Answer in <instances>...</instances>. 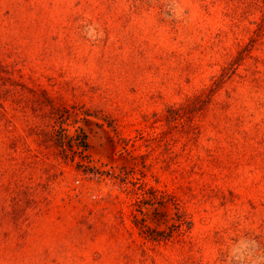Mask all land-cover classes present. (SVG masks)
<instances>
[{
  "label": "rangeland",
  "instance_id": "1",
  "mask_svg": "<svg viewBox=\"0 0 264 264\" xmlns=\"http://www.w3.org/2000/svg\"><path fill=\"white\" fill-rule=\"evenodd\" d=\"M0 264H264V0H0Z\"/></svg>",
  "mask_w": 264,
  "mask_h": 264
}]
</instances>
